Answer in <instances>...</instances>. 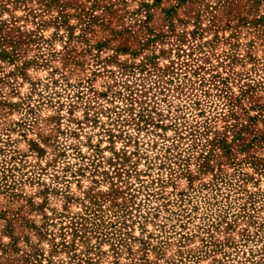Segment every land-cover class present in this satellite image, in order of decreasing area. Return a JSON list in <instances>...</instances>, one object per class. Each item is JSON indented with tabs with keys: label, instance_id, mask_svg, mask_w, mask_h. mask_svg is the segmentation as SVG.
I'll return each mask as SVG.
<instances>
[{
	"label": "rangeland",
	"instance_id": "rangeland-1",
	"mask_svg": "<svg viewBox=\"0 0 264 264\" xmlns=\"http://www.w3.org/2000/svg\"><path fill=\"white\" fill-rule=\"evenodd\" d=\"M0 264H264V0H0Z\"/></svg>",
	"mask_w": 264,
	"mask_h": 264
}]
</instances>
